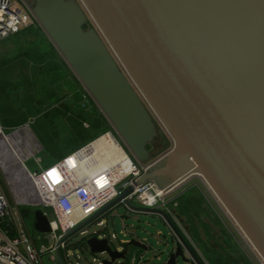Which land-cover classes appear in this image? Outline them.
Wrapping results in <instances>:
<instances>
[{
	"label": "water",
	"instance_id": "1",
	"mask_svg": "<svg viewBox=\"0 0 264 264\" xmlns=\"http://www.w3.org/2000/svg\"><path fill=\"white\" fill-rule=\"evenodd\" d=\"M82 1L28 5L137 163L150 162L148 145L158 140L144 99L172 137L173 147L137 183L153 180L165 190L193 178L206 183L264 263V0ZM131 190L55 242L58 264H66L60 243ZM124 206L158 216L172 233L165 264L179 257L205 264L166 211ZM33 214L34 229L48 233L42 210ZM85 241L108 253L105 264L124 257L105 239Z\"/></svg>",
	"mask_w": 264,
	"mask_h": 264
},
{
	"label": "rangeland",
	"instance_id": "2",
	"mask_svg": "<svg viewBox=\"0 0 264 264\" xmlns=\"http://www.w3.org/2000/svg\"><path fill=\"white\" fill-rule=\"evenodd\" d=\"M88 26H92L89 21ZM84 92L87 93L86 89L41 27L39 30L26 29L0 41V120L7 132L15 126L30 122L42 146L36 154L38 162L33 158L26 161L30 170L54 163L108 130L112 131L131 156L93 99L83 98ZM152 119L158 140L156 145H148L150 161L165 155L173 147L167 131ZM132 161L136 164L133 158ZM192 181L198 180L193 178L180 188L187 187ZM4 187L7 191L6 185ZM23 190V197H28L27 191ZM207 197L208 200H205L200 191L192 189L182 199L177 198V206L169 204L198 247L202 258L209 264H260L215 201L209 195ZM35 208L31 205L19 206L23 228L32 246L41 254L42 262L58 264L51 260L46 251L50 244L47 234L34 229ZM127 212L120 205L108 210L102 219L105 222L108 219L109 232H116L122 238L120 232L122 225L126 224L161 251L160 260L154 259L153 262L165 264L167 254L173 248L168 228L158 216ZM120 215L125 217L120 218ZM87 229L93 232L102 228L92 222ZM158 231L162 232L160 238L156 235ZM81 239L82 236L73 235L70 245H76ZM114 243L117 245V241ZM42 250L46 252L42 253ZM72 251L69 248V252ZM75 252L83 257L78 248ZM178 262L186 264L180 257Z\"/></svg>",
	"mask_w": 264,
	"mask_h": 264
},
{
	"label": "built area",
	"instance_id": "3",
	"mask_svg": "<svg viewBox=\"0 0 264 264\" xmlns=\"http://www.w3.org/2000/svg\"><path fill=\"white\" fill-rule=\"evenodd\" d=\"M77 1L83 6L82 0ZM39 26L27 0H0V41L24 29H37ZM87 97L91 98L88 92H84L83 98ZM143 102L151 116L164 128L152 106L145 99ZM108 132L113 134L111 130L101 133L54 163L30 170L26 161L29 158L37 161L36 154L42 149L30 122L15 126L7 132L0 120V264H44L41 254L32 246L31 239L23 228L19 215L20 205L39 208L47 217L50 231L46 234L50 244L46 251L50 254L51 260L58 263L54 253L55 242L117 197L128 186H131L132 190L115 206H123L129 212L130 210L124 206V200H129L137 206L162 209L170 215L192 244L178 216L169 207L170 203L178 205L177 198L182 185H171L165 190V187L159 188L153 180L137 183V179L165 155L146 164H139L136 161L135 164L132 155L130 156L123 148L134 165L128 174L116 179L112 176V168L109 166L90 169L91 173L85 171L77 173L82 163L86 164L83 162L84 155L92 151L91 146ZM170 138L174 144L171 136ZM73 155L76 156L77 163L69 165L67 161ZM202 185L246 243V239L206 183L203 182ZM21 188L24 189L23 192L27 191L28 197H23ZM107 213L108 211L101 213L60 243L59 249L66 264H105L106 260L111 259L106 251L92 252L85 241L89 237L105 239L109 247L116 252L125 251L123 258H116L110 264H155L154 259L160 260L161 251L155 249L146 237L138 235L126 224L122 225L120 232L122 238L116 232L110 233L108 219L107 222L102 219ZM123 217L125 216L120 215V218ZM92 222L102 229L89 231L87 226ZM75 234L82 236V239L76 245H70L69 241ZM169 234L174 239L170 231ZM156 235L160 238L162 232L158 231ZM132 239L138 241L141 246L129 244ZM69 248L73 250L71 253ZM76 248L81 251L83 257L75 252ZM250 250L259 261L254 250L251 248ZM259 263L262 264L260 261Z\"/></svg>",
	"mask_w": 264,
	"mask_h": 264
},
{
	"label": "bare ground",
	"instance_id": "4",
	"mask_svg": "<svg viewBox=\"0 0 264 264\" xmlns=\"http://www.w3.org/2000/svg\"><path fill=\"white\" fill-rule=\"evenodd\" d=\"M91 150L92 151L84 155L83 162H86V164L82 163V167L77 170V173H83L84 171L85 173H91L93 168L111 167L112 176L118 179L128 174L134 166L118 140L109 132L103 134L101 138L91 146ZM67 163L69 165L77 163L76 156H71ZM90 169L92 170L90 171ZM246 243L250 246L247 240ZM250 248L253 250L251 246ZM258 259L264 264L259 257Z\"/></svg>",
	"mask_w": 264,
	"mask_h": 264
},
{
	"label": "crops",
	"instance_id": "5",
	"mask_svg": "<svg viewBox=\"0 0 264 264\" xmlns=\"http://www.w3.org/2000/svg\"><path fill=\"white\" fill-rule=\"evenodd\" d=\"M85 144V143H84ZM82 145H80L79 147H81ZM79 147H77V148H75L73 151H75L76 149H78ZM72 151V152H73ZM71 152V153H72ZM70 154V153H69ZM68 155V154H67ZM66 156V155H65ZM64 157V156H63ZM197 180V179H196ZM195 182H199V181H192L191 183H190V185H188L187 187H184V188H181L180 189V191H179V199H182L183 198V196L185 195V194H187L189 191H191L192 189H195V190H198V191H200V194L204 197V199L206 200H208V197H207V195H209L208 193H207V195L205 194L206 193V190H205V188H204V186L201 184V182H200V186L201 187H198V186H196V185H194V183ZM205 192V193H204ZM192 241V240H191ZM192 245H193V247L196 249V251H197V253L199 254V256L202 258V255H201V253H200V251H199V249H198V247L192 242ZM202 260L205 262V264H209L204 258H202Z\"/></svg>",
	"mask_w": 264,
	"mask_h": 264
},
{
	"label": "trees",
	"instance_id": "6",
	"mask_svg": "<svg viewBox=\"0 0 264 264\" xmlns=\"http://www.w3.org/2000/svg\"><path fill=\"white\" fill-rule=\"evenodd\" d=\"M89 22H90V24H92V26H93V23H92V21L89 19ZM27 29H33V28H27ZM24 30H26V29H24ZM24 30H22V31H24ZM35 30H39V28H37V29H35ZM21 32V31H20ZM19 32V33H20ZM18 34V33H17ZM104 132H106V131H104ZM103 132V133H104ZM80 133V131L78 132V134ZM100 135V134H99ZM87 143V142H86Z\"/></svg>",
	"mask_w": 264,
	"mask_h": 264
}]
</instances>
